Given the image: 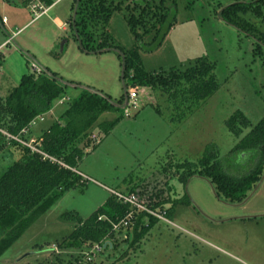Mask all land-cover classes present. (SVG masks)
I'll use <instances>...</instances> for the list:
<instances>
[{"label":"rangeland","instance_id":"1","mask_svg":"<svg viewBox=\"0 0 264 264\" xmlns=\"http://www.w3.org/2000/svg\"><path fill=\"white\" fill-rule=\"evenodd\" d=\"M257 1L175 0L176 20L161 45L139 50L143 71L152 73L157 87L152 92L137 90L135 104L126 105L118 51L85 53L79 48L72 29L75 0H54L38 17L32 2L0 0V37L10 39L0 53L3 100L23 73L32 72L34 63L61 82L76 84L65 88L69 98L88 87L121 107L103 112L98 122L124 113L108 135L95 124L87 138L82 136L86 152L78 168L88 180L64 191L0 256V264H51L57 256L68 264L78 255L81 264H264V216L240 218L264 214V171L254 194L239 207L223 205L204 179L193 177L183 186L176 177L177 164L196 162L209 145L224 160L238 141L226 125L233 114L240 112L250 123L242 135L264 117V2ZM235 2L241 10L223 11ZM129 4L125 1L113 11L106 27L117 50L136 45L126 19ZM151 34L143 37L145 42ZM201 58L213 66L216 78L217 89L210 97L199 104L189 93L160 89L172 69L181 75ZM64 99L54 101L44 124L67 107ZM132 185L143 199L169 208V222L158 219L135 244L132 224L120 230L116 248L92 256L88 248L58 251L56 243L77 223L70 215L86 218L109 196L107 188L126 192ZM233 216L237 218L229 219ZM220 220L225 221L216 222ZM148 222L144 216L139 229Z\"/></svg>","mask_w":264,"mask_h":264},{"label":"trees","instance_id":"2","mask_svg":"<svg viewBox=\"0 0 264 264\" xmlns=\"http://www.w3.org/2000/svg\"><path fill=\"white\" fill-rule=\"evenodd\" d=\"M38 1L42 7H49L54 0ZM128 0H75L72 29L79 48L85 53H99L105 50H116L121 57L122 81L124 96L129 88L152 92L156 80L151 72L143 71L140 63L139 50L153 51L158 48L172 28L176 20L175 0H130L126 19L133 33L136 45L127 51L117 50L118 46L108 34L106 27L113 11L120 9ZM167 1V2H166ZM263 3L264 0H258ZM36 3V2H35ZM248 3H251L249 1ZM239 2L227 6L223 11L232 14ZM127 5V4H126ZM126 8V7H125ZM243 11H247L243 8ZM151 34V40L145 42L143 37ZM150 36V35H149ZM166 82L161 84L169 91L189 93L192 99L201 103L217 89L213 66L205 59L186 68L181 75L172 69L166 75ZM128 79V82L125 80ZM67 83L61 82L53 72L41 70L22 75L18 86L14 87L7 98H0V127L12 134H20L37 116L49 111L56 99H66ZM124 97V98H125ZM64 99V100H65ZM67 107L45 130L39 141V148L63 161L72 169L79 170L80 163L86 152L81 140L91 126L97 125L98 131L108 135L118 120L98 122L99 116L107 110H121L108 95L94 91L88 87L80 88L76 97L67 100ZM228 129L238 138L229 153L219 160L215 147H206L203 155L196 161H184L177 164L176 177L181 183L194 174L211 179L216 189L234 190V199H241L248 189L259 180L264 170V117L249 131L243 129L250 123L240 112L233 114L226 122ZM23 137L25 134H21ZM250 160V161H249ZM50 161L38 152L16 142L7 141L0 133V256L10 248L59 198L67 189L84 180L74 170ZM231 173H240L233 177ZM86 181V180H85ZM134 186V185H132ZM129 186L126 192H135V186ZM161 202L155 203L160 205ZM130 211L113 194H109L104 203L97 207L89 216L81 218L74 214L63 217L74 218L77 223L72 232L57 242L58 251L71 249H92L95 245L101 249L116 248L114 243L119 231L113 230L118 222ZM169 209L166 214L170 215ZM144 213H140L133 221V242L135 244L149 231L158 219L150 216L148 224L140 227ZM109 241L104 247L103 244ZM137 241V242H136ZM38 250L44 246L36 245ZM89 250V251H90ZM97 252V251H95ZM90 256L93 251L89 252ZM51 264H63V258ZM74 262V263H73ZM68 264H81V255Z\"/></svg>","mask_w":264,"mask_h":264},{"label":"built area","instance_id":"3","mask_svg":"<svg viewBox=\"0 0 264 264\" xmlns=\"http://www.w3.org/2000/svg\"><path fill=\"white\" fill-rule=\"evenodd\" d=\"M42 6L37 4V3H32L31 4V8L33 10V12L36 14L35 17L40 16L43 12H44V8H42V12L39 11H35V9L37 8L38 10H40ZM32 70L34 72H40L42 69L37 65L34 64L32 65ZM138 92L136 88H129L128 94L126 95V105H128L130 102H132V104H135V100L137 98ZM125 114L128 115V113L125 110ZM43 119V117L40 115L38 117H36L35 119H33L29 126L33 125L36 122V119ZM29 126L24 128L20 134H12L10 132H8L6 129L0 127V133L5 137V139L9 142L11 141H16L26 147H28L31 151L33 152H38L40 154H42L44 157H47L50 161L54 162V163H58L60 166L66 167V168H70L69 166H67L63 161L57 159L55 156H51L45 152H43L40 148H39V141L34 140V139H30V138H25L23 137V135L21 134H25L28 129ZM72 169V168H70ZM75 172H77L78 174L81 175V177L84 180H88V177L82 173L79 170L76 169H72ZM86 178V179H85ZM86 180V181H87ZM110 192V194H113L117 200H119L120 202H122L123 204H126L130 207V211L123 217L121 218L118 222L113 224V230L114 231H119L122 230L123 228H127L130 225L133 224L134 219L136 218V216L140 213H144V216H147L148 218L150 216L156 218V219H161V220H166L167 222H169V220L166 219V209L164 207H161L159 205H155V201L154 200H148V199H143V197H141L140 195H138L135 192H123L120 190H115L113 188H107ZM109 243V241H106L103 244V247ZM101 249V246L99 245H95L91 250L93 252L95 251H99ZM91 251V252H92Z\"/></svg>","mask_w":264,"mask_h":264},{"label":"flooded vegetation","instance_id":"4","mask_svg":"<svg viewBox=\"0 0 264 264\" xmlns=\"http://www.w3.org/2000/svg\"><path fill=\"white\" fill-rule=\"evenodd\" d=\"M195 175H197V176H195ZM230 175H232L233 177H239V176H241L240 173H231ZM262 175H263V172H262L261 176ZM261 176H260L259 180H257L251 186V188L247 190L246 195L243 198H241V199H234L233 198L234 190H230V189H228V190L216 189L215 186H214V184L212 183L211 179H209L208 177H206L204 175L194 174V175L188 177L186 179V182L184 184L183 183L182 184L184 186L188 182V180H190L193 177H198V178L204 179L210 185L213 194L222 202L223 205L228 206V207H239V206L244 205L251 198V196L254 194L256 188L260 184ZM220 198H223V199L221 200ZM262 216H264V214L263 215H257V214H252V215L251 214H242V215H240V218H241V220H245V219L251 220V219H256L257 217H262ZM236 218L237 217L233 216V217H231L229 219H236ZM225 220H220V221H216V222L219 223V222H222V221H225Z\"/></svg>","mask_w":264,"mask_h":264},{"label":"crops","instance_id":"5","mask_svg":"<svg viewBox=\"0 0 264 264\" xmlns=\"http://www.w3.org/2000/svg\"><path fill=\"white\" fill-rule=\"evenodd\" d=\"M1 1H3V0H1ZM26 1V0H25ZM34 3L36 2V3H38V1H33ZM39 4V3H38ZM53 4H54V2H53ZM52 4V5H53ZM52 5H50V6H52ZM49 6V7H50ZM49 7H45V10H44V12L46 11V9H48ZM44 8V7H43ZM43 12V13H44ZM56 21L58 22V24L60 25V24H62V22H61V20L60 19H58V18H56ZM8 22V21H7ZM6 22V23H7ZM27 24V23H26ZM25 24V25H26ZM2 25L5 27V23H3L2 22ZM24 25V26H25ZM9 38L8 39H3L2 37H0V53H1V48L4 46V45H8L9 44ZM28 57H27V62H28ZM40 67V66H39ZM41 68V67H40ZM42 70H47V69H44V68H41ZM32 72H34L33 70H32ZM50 72V71H49ZM28 73H30V72H28ZM0 74H1V71H0ZM24 74H27V72H25V73H23L22 75H24ZM22 77V76H21ZM60 80V79H59ZM68 86H71V87H74V86H76V84H73V83H69L68 84ZM77 86H79V88L80 87H82V86H80V85H77ZM66 90V89H65ZM79 91H80V89H79ZM79 93V92H78ZM78 93L74 96V97H76L77 95H78ZM1 98V97H0ZM73 98V97H72ZM67 99H69V97L67 96ZM62 101H63V99H62ZM54 103V102H53ZM52 107H53V105H52ZM51 107V109L49 110V111H47L46 113H44L43 115H41L42 117H43V119H40V118H38V119H36V122L33 124V125H31V126H29V129H28V131L25 133V135L24 136H26V137H28V138H30V139H34V140H37V141H40L41 142V140H42V137H41V135H42V133L45 131V130H47L48 128H49V126L52 124V122L55 120V119H57L58 118V116H55L54 117V119L51 121V123L50 124H44V121H45V118H46V116L48 115V113H50L51 111H52V108ZM66 108H64V110H65ZM64 110L62 111V112H64ZM62 112H61V114H62ZM38 117V116H37ZM36 118V117H35ZM34 118V119H35ZM79 171H81V170H79ZM82 173H84L85 174V172L84 171H81Z\"/></svg>","mask_w":264,"mask_h":264},{"label":"water","instance_id":"6","mask_svg":"<svg viewBox=\"0 0 264 264\" xmlns=\"http://www.w3.org/2000/svg\"><path fill=\"white\" fill-rule=\"evenodd\" d=\"M195 176H197V175H195ZM200 177V176H199Z\"/></svg>","mask_w":264,"mask_h":264}]
</instances>
